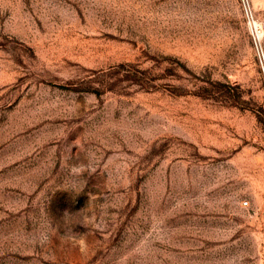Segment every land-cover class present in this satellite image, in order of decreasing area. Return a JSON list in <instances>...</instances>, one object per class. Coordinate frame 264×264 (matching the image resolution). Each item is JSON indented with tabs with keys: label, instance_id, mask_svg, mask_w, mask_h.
Returning a JSON list of instances; mask_svg holds the SVG:
<instances>
[{
	"label": "rangeland",
	"instance_id": "obj_1",
	"mask_svg": "<svg viewBox=\"0 0 264 264\" xmlns=\"http://www.w3.org/2000/svg\"><path fill=\"white\" fill-rule=\"evenodd\" d=\"M251 3L0 0V264H264Z\"/></svg>",
	"mask_w": 264,
	"mask_h": 264
},
{
	"label": "built area",
	"instance_id": "obj_2",
	"mask_svg": "<svg viewBox=\"0 0 264 264\" xmlns=\"http://www.w3.org/2000/svg\"><path fill=\"white\" fill-rule=\"evenodd\" d=\"M242 3H243L244 9H245L246 13L248 14V16H250V18L254 20V12H253L251 0H242ZM256 28H257V31H256V34L254 35L255 44H256V48L259 52V55L261 58V63H262V68L264 71V47H263V44L261 42L262 31L259 30L260 28L257 26V23H256ZM246 203H247V201H246Z\"/></svg>",
	"mask_w": 264,
	"mask_h": 264
}]
</instances>
